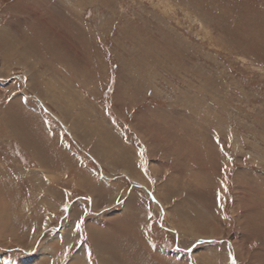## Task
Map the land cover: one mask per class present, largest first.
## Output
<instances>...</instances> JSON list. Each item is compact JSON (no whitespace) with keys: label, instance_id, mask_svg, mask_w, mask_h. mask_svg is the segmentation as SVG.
Listing matches in <instances>:
<instances>
[{"label":"rangeland","instance_id":"1","mask_svg":"<svg viewBox=\"0 0 264 264\" xmlns=\"http://www.w3.org/2000/svg\"><path fill=\"white\" fill-rule=\"evenodd\" d=\"M0 165V264H264V0H0Z\"/></svg>","mask_w":264,"mask_h":264},{"label":"crops","instance_id":"2","mask_svg":"<svg viewBox=\"0 0 264 264\" xmlns=\"http://www.w3.org/2000/svg\"><path fill=\"white\" fill-rule=\"evenodd\" d=\"M34 171L32 172V174L30 173L31 174L30 176H28L26 173V175L21 176V177H22V179L24 178L26 180L27 179L32 180L33 188H31V191H43V189L39 190V186H40V188H45V186H44L45 180L47 179V177L44 175L45 171L42 173H41V171L38 172L37 169ZM66 171L68 172L69 177H70V174H71L70 172H72V167L70 166V164H67L64 162L60 165V169L58 170V172L54 173V177L58 180L63 179L65 177H68ZM73 172H75V170ZM13 178L14 177H13L12 173L10 174V171H8L5 166L3 167L2 165H0V192H3V191H20L19 182L15 181V179L13 180ZM34 180L35 181L37 180L39 182V184L37 182H35ZM69 182H71V181H69ZM25 188L27 190V188H29V187L26 186ZM29 190H30V188H29Z\"/></svg>","mask_w":264,"mask_h":264},{"label":"snow or ice","instance_id":"3","mask_svg":"<svg viewBox=\"0 0 264 264\" xmlns=\"http://www.w3.org/2000/svg\"><path fill=\"white\" fill-rule=\"evenodd\" d=\"M233 264H234V262H233Z\"/></svg>","mask_w":264,"mask_h":264}]
</instances>
